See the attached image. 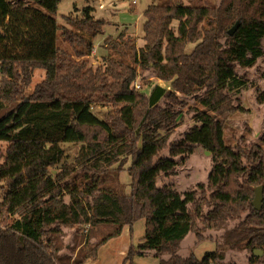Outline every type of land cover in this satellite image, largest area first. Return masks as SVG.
I'll return each mask as SVG.
<instances>
[{
    "label": "trees",
    "instance_id": "obj_1",
    "mask_svg": "<svg viewBox=\"0 0 264 264\" xmlns=\"http://www.w3.org/2000/svg\"><path fill=\"white\" fill-rule=\"evenodd\" d=\"M60 1L0 0V142L8 145L0 156V264H86L141 220L144 235L122 264L136 257L223 264L226 251L264 264V132L231 147L222 121L242 110L233 92L254 87L250 72L264 63V0L153 3L143 13V45L123 33L107 37L103 46L114 55L96 69L83 59L92 55L104 22L91 8L79 20L63 17L91 38L69 32L75 61L57 46L64 30L55 19ZM37 69L44 78L28 93ZM138 69L143 80L168 88L149 80L148 92L139 91ZM187 101L201 109L187 111L192 125L171 142ZM253 101L264 114V91L255 88ZM101 108L108 109L102 119L93 112ZM66 143L80 149L62 164ZM198 148L211 161L206 184L185 192L164 184ZM127 161L126 194L114 182ZM67 230L73 243L64 246ZM207 231H222L215 251L201 259L192 249L181 253L187 236L198 245Z\"/></svg>",
    "mask_w": 264,
    "mask_h": 264
},
{
    "label": "rangeland",
    "instance_id": "obj_2",
    "mask_svg": "<svg viewBox=\"0 0 264 264\" xmlns=\"http://www.w3.org/2000/svg\"><path fill=\"white\" fill-rule=\"evenodd\" d=\"M165 0H137V4L133 5L131 0H61L58 5L57 14L55 19L59 25H61L64 30L59 31L57 36V46L58 48L66 53L71 59L77 61L74 57L73 51L70 47L69 41L67 39L69 32L78 34L87 40L91 38L80 31L72 25V23H67L63 17H70L71 19L79 20L81 18V13L84 8H91V15L97 21H103L104 33L97 35L93 38L92 43L94 45V51L92 55L83 60L87 61L88 66L92 69H96L103 64V57L111 53L107 48L103 46L104 40L109 36L117 38L120 33H123L125 37H131L135 39L138 47L143 45L142 40V25L145 22L143 16V11L146 10L148 3L150 4H160ZM184 5L194 4V5H217L220 0H179ZM103 5L99 8L100 5ZM134 23L132 33H125L123 29L115 30L117 25L121 23ZM116 31V33H115ZM115 33V35H114ZM111 35V36H110ZM114 55V54H113ZM141 72V71H140ZM135 83V88L141 92H148V87L144 85L145 82L150 81V84H158L164 88H168V84L161 82L157 79L147 78L146 81L142 79V73ZM242 74V72H241ZM45 72L42 69H37L33 73L32 84L28 90V93H32L35 85L40 83L44 78ZM249 80L250 84H254V87H243L238 91L233 92V94L238 98L242 110L231 114H227L223 117V131L224 140L228 146L234 147L237 140L243 137L247 141H257V135L264 132V114L253 101L255 88H260L264 91V63L256 72H250ZM1 79V73H0ZM186 107L184 109L183 121L180 125V129L174 135H170V141L174 142L179 139L180 135L192 125V122L187 119V111L192 108L201 109L199 105L194 104L192 101L186 102ZM100 119L104 118L105 114L108 112L107 108L94 109L93 111ZM7 144L0 142V156H2L7 148ZM61 147L65 152L64 163H72L76 158L80 145L75 144H62ZM167 155V154H166ZM180 160L179 158L177 159ZM62 164L58 167L51 169V174L55 175L60 170ZM129 167V161L124 165V170L118 174L116 177L117 187L120 188L121 192L129 193L130 191V177L128 176L126 170ZM211 169V161L208 157V153L202 149H196L195 153L189 157L185 163H180L177 167V174L170 178L165 179L164 184H171L175 187L178 192H185L192 189H199L198 184H206L209 171ZM111 178V176H110ZM163 182H159V186H162ZM4 189H2V183L0 182V202L3 200ZM235 223L229 222L227 225L232 227ZM209 238L198 244H194L193 235L187 236L181 245V253L186 254L190 249L195 254L198 259H201L206 252H213L216 249V244L214 241L219 240L222 231L211 232L207 231L205 233ZM144 235V220H141L133 225L132 228L125 227L122 233L118 237L110 239L105 243L98 251V256L95 261H89L86 264H122L128 248L131 244L134 245L136 249L137 244L141 241ZM72 231H65L63 244L64 246H69L73 242ZM133 264H158V260L154 258H141L136 257L133 260ZM223 264H247L246 255L244 252H230L226 251V256Z\"/></svg>",
    "mask_w": 264,
    "mask_h": 264
},
{
    "label": "water",
    "instance_id": "obj_3",
    "mask_svg": "<svg viewBox=\"0 0 264 264\" xmlns=\"http://www.w3.org/2000/svg\"><path fill=\"white\" fill-rule=\"evenodd\" d=\"M239 27V22H237L229 31H228V34L230 36H232L236 30L238 29ZM261 202H262V188H258L256 189L255 191V196H254V199H253V206L256 210H259L261 208ZM255 255L257 257H260L262 256V252L261 251H255Z\"/></svg>",
    "mask_w": 264,
    "mask_h": 264
},
{
    "label": "crops",
    "instance_id": "obj_4",
    "mask_svg": "<svg viewBox=\"0 0 264 264\" xmlns=\"http://www.w3.org/2000/svg\"><path fill=\"white\" fill-rule=\"evenodd\" d=\"M137 4V3H136ZM135 4V5H136ZM151 4L150 3H148V6H150ZM147 6V7H148ZM101 7H103V5L101 4L100 6H99V8L100 9H102ZM147 9V8H146ZM143 13H144V11H143ZM133 26H135V22L134 23H121L120 25H117L116 26V28H115V30L117 29V30H121V29H123L122 31H124L125 33H127V32H130V33H132V30L134 31V29H132L133 28ZM116 30V31H117ZM116 31H115V33H116ZM135 32V31H134ZM115 33H114V35H115ZM111 36V35H110ZM109 37V36H108Z\"/></svg>",
    "mask_w": 264,
    "mask_h": 264
},
{
    "label": "built area",
    "instance_id": "obj_5",
    "mask_svg": "<svg viewBox=\"0 0 264 264\" xmlns=\"http://www.w3.org/2000/svg\"><path fill=\"white\" fill-rule=\"evenodd\" d=\"M131 3L135 5L137 3V0H131Z\"/></svg>",
    "mask_w": 264,
    "mask_h": 264
}]
</instances>
